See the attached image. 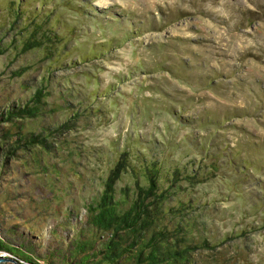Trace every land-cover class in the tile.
<instances>
[{"label": "rangeland", "instance_id": "obj_1", "mask_svg": "<svg viewBox=\"0 0 264 264\" xmlns=\"http://www.w3.org/2000/svg\"><path fill=\"white\" fill-rule=\"evenodd\" d=\"M107 191L151 231L101 264H264V0H0V264L102 258Z\"/></svg>", "mask_w": 264, "mask_h": 264}, {"label": "trees", "instance_id": "obj_2", "mask_svg": "<svg viewBox=\"0 0 264 264\" xmlns=\"http://www.w3.org/2000/svg\"><path fill=\"white\" fill-rule=\"evenodd\" d=\"M24 113H34L32 110L25 108ZM152 173L148 177V182L150 181L147 189L152 193V188L155 186L154 179L152 178ZM154 189V188H153ZM108 193V194H107ZM147 192L144 190V194ZM141 197V200L138 199L134 203H132L131 207L127 210H124L123 212H120L117 205H114L111 200V194L110 192H105L103 198H101L102 203L99 204V208L94 210L93 216L90 218L92 226H95L100 230V232H110L111 236L110 239H108L107 243L104 242V251H97V255H102V258L94 259V257H90L89 250L91 249L88 247V242L84 240H80V242H76L74 246H71V249L68 253L70 259L77 260L74 264H88L91 262H97L98 264L101 263H111L115 259H118L120 256H122L123 252V245H121V239L124 241L123 238L119 239H113L112 236H117V234H120V232L129 231L128 233H133L134 230L136 232L141 230L149 231L151 229L150 227V216L149 212H147V205L145 203V195ZM159 198L160 194L157 195ZM155 207L156 205L153 204ZM96 211V212H95ZM153 211V210H152ZM151 212V211H150ZM151 231V230H150ZM153 231V230H152ZM127 233V234H128ZM139 233V232H138ZM141 233V239L139 240L142 242L143 246V252L144 249H147L148 252L146 253V256L143 258L141 254L143 252H138L135 245L136 243H132L131 246L133 249L135 248L136 252V258L139 260H145L147 264H161L163 260L170 261L171 263H175L177 257H181V254L175 251L172 247H167V245L164 246V243L166 242L164 240V237L161 236L163 233L161 231L159 232H150V237L146 238V234L142 231ZM147 233V232H146ZM127 236V235H126ZM169 243V242H168ZM175 243V242H173ZM165 250L162 248L163 246ZM13 251V250H10ZM93 255V254H92ZM143 255V254H142ZM166 255V256H165ZM161 256V257H160ZM90 258H92L90 260ZM163 259V260H162ZM166 259V260H165ZM69 260V259H68ZM68 262V261H67ZM66 264H69L67 263Z\"/></svg>", "mask_w": 264, "mask_h": 264}, {"label": "water", "instance_id": "obj_3", "mask_svg": "<svg viewBox=\"0 0 264 264\" xmlns=\"http://www.w3.org/2000/svg\"><path fill=\"white\" fill-rule=\"evenodd\" d=\"M4 258L0 257V260H3Z\"/></svg>", "mask_w": 264, "mask_h": 264}]
</instances>
